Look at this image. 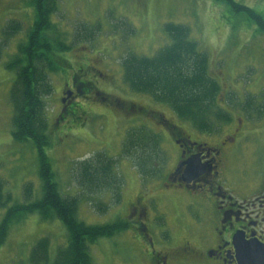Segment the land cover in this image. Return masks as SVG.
<instances>
[{"label":"rangeland","instance_id":"374dc122","mask_svg":"<svg viewBox=\"0 0 264 264\" xmlns=\"http://www.w3.org/2000/svg\"><path fill=\"white\" fill-rule=\"evenodd\" d=\"M219 1L57 0L56 11L51 15L52 25L65 43L73 46L60 53L64 64L50 75L53 89L45 102L51 142L44 148V153L49 158L60 192L80 198L78 218L85 223L98 225L120 219L124 203L133 199L139 185L141 190L148 187L150 194V186L139 177L128 155L123 152V139L129 131L140 128L157 138L153 132L158 131L159 124L154 126L155 123L143 114L135 117L134 112L124 113L112 106L110 100L161 110L165 118L185 127L191 126L178 119L164 103L130 90L122 78V62L127 55L153 57L157 50L169 44V36L163 31L165 23L188 26L190 39L197 42L199 49L207 55L208 73L220 85L217 104L227 110L232 119L234 115L238 116L236 112L243 100L254 99L251 104H256L260 111L256 115L260 116L258 130H262L260 140L264 144V32L257 29L253 19L245 18ZM233 1L251 7L264 19V0ZM29 2L0 0V40L6 24H16L19 29L5 39L0 57V179L4 193L16 203L24 201L22 188L26 183L31 185L32 199L41 194L36 147L31 142L17 143L11 136L12 105L8 92L15 73L4 69L6 60L16 54L17 45L24 42L34 21ZM85 27L91 29L90 39L83 30ZM74 77L75 84L90 81L92 89H97L100 94L94 96L91 90L85 89L88 95L92 94L90 98H83L78 93L76 101L81 104L79 113L84 112L83 121L70 116L72 108L76 109L72 103L67 109L69 113L63 114L58 121L63 106L62 90ZM103 96L107 99L102 101ZM233 121L235 124L236 118ZM216 127L214 133L220 134L225 124ZM171 149V142L162 139L158 155L151 160L158 176L167 163L165 160L161 164L160 154L165 156ZM98 151L115 158L117 163L115 172L123 180L122 198L118 203L109 194L84 192L77 183L76 164ZM161 190L155 193L165 194ZM177 203L179 213L181 207L179 201ZM4 210L5 207L0 209V220ZM128 235L122 232L109 239L99 238L91 244L92 264H149L144 254L130 245ZM40 238L47 239L49 259H53L57 250L67 244V230L56 218L44 221L37 214L27 215L8 229L0 247V264H30V251Z\"/></svg>","mask_w":264,"mask_h":264},{"label":"trees","instance_id":"16d2710c","mask_svg":"<svg viewBox=\"0 0 264 264\" xmlns=\"http://www.w3.org/2000/svg\"><path fill=\"white\" fill-rule=\"evenodd\" d=\"M219 2L240 12L245 18L253 19L257 29L264 32V19L251 7L233 0ZM56 3L57 0H30L29 5L34 12L31 29L24 42L17 45L16 54L4 64L5 70L15 73L8 92L12 105L11 136L17 143L31 142L36 147L41 194L32 199L31 185L26 183L22 188L24 201L12 202L10 195L4 193L0 179V209L5 207L0 220V247L13 223L27 215L37 214L44 221L60 220L67 230V244L57 250L55 258L49 259L47 239H38L30 251V264H92L90 245L99 238L109 239L125 227L120 219L98 225L79 219L80 198L60 192L49 158L44 153V148L49 147L51 142L45 102L53 89L50 75L64 64L60 53L69 51L73 46L72 43L66 44L52 25L51 15L56 11ZM86 28L83 30L90 39L91 29ZM3 29L0 57L5 39L19 30L13 23L6 24ZM163 31L170 42L157 50L155 56L129 54L123 59L122 78L128 88L164 103L178 119L188 122L200 133L215 131L219 124L229 123L232 116L217 104L220 85L208 73L207 55L199 49L197 42L190 39L188 26L165 23ZM123 142L124 154L128 155L139 177L144 179L149 170H153L151 160L158 155L157 138L140 128L129 131ZM116 164L115 158L100 151L79 161L74 173L81 190L90 194H109L116 203L121 201L123 180L115 172ZM9 203L12 204L7 207Z\"/></svg>","mask_w":264,"mask_h":264},{"label":"flooded vegetation","instance_id":"af4514ba","mask_svg":"<svg viewBox=\"0 0 264 264\" xmlns=\"http://www.w3.org/2000/svg\"><path fill=\"white\" fill-rule=\"evenodd\" d=\"M70 80L62 90L58 121L69 113L71 103L76 109L70 116L83 121L78 93L90 98L92 92H100L88 80ZM85 89L92 91L90 95ZM244 101L220 134L177 124L161 110L109 101L124 113L143 114L154 126L159 124L153 132L157 149L162 139L172 146L165 156L160 154L161 164L167 161L162 174L158 176L151 163L153 170L145 175L150 194L148 187L141 190L139 185L120 218L125 227L120 233L129 234L130 245L149 264H264V144L258 107ZM188 161L195 165L190 174L185 171ZM161 188L165 194L155 193Z\"/></svg>","mask_w":264,"mask_h":264},{"label":"water","instance_id":"95a60500","mask_svg":"<svg viewBox=\"0 0 264 264\" xmlns=\"http://www.w3.org/2000/svg\"><path fill=\"white\" fill-rule=\"evenodd\" d=\"M65 94H66V97H67V98H69L70 95H71V93L68 92V91H67ZM61 102H64V99H62ZM194 168H195L194 163L191 162V161H188V162H187V167H186L185 171H186L188 174H190V173L193 172Z\"/></svg>","mask_w":264,"mask_h":264}]
</instances>
